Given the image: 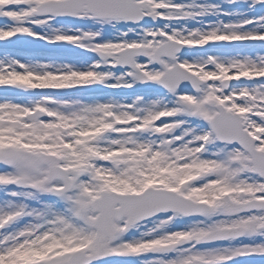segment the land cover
<instances>
[{"label":"snow or ice","instance_id":"6c2138e0","mask_svg":"<svg viewBox=\"0 0 264 264\" xmlns=\"http://www.w3.org/2000/svg\"><path fill=\"white\" fill-rule=\"evenodd\" d=\"M0 42L48 60L0 55V264H264V0H0Z\"/></svg>","mask_w":264,"mask_h":264},{"label":"rangeland","instance_id":"374dc122","mask_svg":"<svg viewBox=\"0 0 264 264\" xmlns=\"http://www.w3.org/2000/svg\"><path fill=\"white\" fill-rule=\"evenodd\" d=\"M32 39L33 38H30V40H32ZM39 43L40 44H44L45 42L41 41ZM221 43H223V42H221ZM253 43L258 44L259 42H253ZM49 47H51V46H49ZM205 47H207V46H205ZM71 48H72L71 45H65V49H71ZM61 51H66V50H61ZM3 53H4V50H0V55H2ZM13 53L19 54L21 56L30 55V54H38L39 53V54H41L42 58L47 55V53H42L41 50L36 45L27 44V43L23 44V45H18L17 46V50L13 51ZM67 57L68 58H64L63 59L64 62H73L72 61V58H73L72 56H67ZM44 61L48 62L47 59H45ZM56 62L59 63L60 60L58 59ZM37 91H48V92L50 91L53 94H60V93H62L64 91H68V90H37ZM116 91H118V90H116ZM253 264H261L260 259L256 258V260L253 262Z\"/></svg>","mask_w":264,"mask_h":264},{"label":"water","instance_id":"95a60500","mask_svg":"<svg viewBox=\"0 0 264 264\" xmlns=\"http://www.w3.org/2000/svg\"><path fill=\"white\" fill-rule=\"evenodd\" d=\"M5 47H9V45H5L4 42H0V49H5ZM0 91L5 92V90L3 88H0ZM12 92H13V90H10L6 94L11 95ZM0 94H2V93L0 92Z\"/></svg>","mask_w":264,"mask_h":264},{"label":"flooded vegetation","instance_id":"af4514ba","mask_svg":"<svg viewBox=\"0 0 264 264\" xmlns=\"http://www.w3.org/2000/svg\"><path fill=\"white\" fill-rule=\"evenodd\" d=\"M79 53H80V50H78V49H76V50L73 51V62H76L79 59ZM85 55L88 56V54H85ZM108 91H110V90H108Z\"/></svg>","mask_w":264,"mask_h":264},{"label":"bare ground","instance_id":"6f19581e","mask_svg":"<svg viewBox=\"0 0 264 264\" xmlns=\"http://www.w3.org/2000/svg\"><path fill=\"white\" fill-rule=\"evenodd\" d=\"M44 60H45V59L42 58V62H45Z\"/></svg>","mask_w":264,"mask_h":264}]
</instances>
